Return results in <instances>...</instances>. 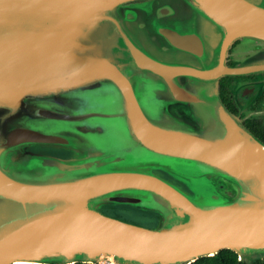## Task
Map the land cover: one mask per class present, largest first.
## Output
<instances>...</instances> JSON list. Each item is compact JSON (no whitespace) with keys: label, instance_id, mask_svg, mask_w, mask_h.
<instances>
[{"label":"water","instance_id":"water-1","mask_svg":"<svg viewBox=\"0 0 264 264\" xmlns=\"http://www.w3.org/2000/svg\"><path fill=\"white\" fill-rule=\"evenodd\" d=\"M237 38L264 41L248 0H0V264L264 253V144L218 95L220 77L256 68L225 65ZM52 196L62 206L38 205ZM109 204L159 222L98 211Z\"/></svg>","mask_w":264,"mask_h":264},{"label":"flooded vegetation","instance_id":"flooded-vegetation-1","mask_svg":"<svg viewBox=\"0 0 264 264\" xmlns=\"http://www.w3.org/2000/svg\"><path fill=\"white\" fill-rule=\"evenodd\" d=\"M248 1L252 2L256 7H258V9L261 10L262 13H264V0H248ZM241 39H243V38L235 39L231 43L230 48H232L233 45L240 43ZM247 40H248V42H246V44H251V46H248L249 51L250 50H251V52L256 51V50L259 51V49H257V47H259L258 43H260V41H262L261 39H257V38L250 39V38H248ZM251 41H254L253 44L249 43ZM245 46H246L245 44L242 46V51H243V48ZM247 55H246V60H245V57L243 58L241 56V54L236 52L235 55L233 54V57H230L228 59L225 58V65H227L228 67L244 66V65L247 66L245 63H246L247 59L251 56L249 54H247ZM227 57H228V55H227ZM253 71L254 72L256 71L257 73L252 74L251 72H247L245 74L242 73V74L233 75V76L232 75H224V76L219 78V80H220L221 78L226 77V79L223 81V84H222L223 85V89H222L223 90V96H222L223 98L222 97L220 98V96H219L220 101L222 102V104L225 106V108L230 113L235 115L241 121V123L244 126H245L244 123L247 120L254 119V120H262L264 122V116L256 114V111H254V110L246 111L247 107H250V105L252 103L257 104V105L264 103L263 97L260 94V92H261L260 86L262 83H260L261 81L259 82V79L264 80V78H263L264 71L260 72L259 69H257V68L253 69ZM249 73H251V74H249ZM219 80H218V82H219ZM218 95H219V91H218ZM246 129H248V128H246ZM222 194H223V192H222ZM224 194L228 195L226 190L224 191Z\"/></svg>","mask_w":264,"mask_h":264},{"label":"rangeland","instance_id":"rangeland-1","mask_svg":"<svg viewBox=\"0 0 264 264\" xmlns=\"http://www.w3.org/2000/svg\"><path fill=\"white\" fill-rule=\"evenodd\" d=\"M247 39L248 38H245V39L243 38V39L240 40V43H237L236 45H233L232 48L229 47L230 48V49L228 48L229 51L227 50L228 57L226 56L225 58L228 59L230 57H233V54L235 55V53L238 52L239 54H241V56L243 58L245 57V60H246V55L249 54L251 56L247 59V61H246L245 64L247 66H254L257 69H259L260 72H263L264 71V41H260V43H258L259 44V47H257V49H259V51L256 50V51L251 52V50L249 51V49H248L249 48L248 46H251V44H246V42H248ZM250 39H253V38H250ZM253 42L254 41H251L249 43H252L253 44ZM244 44L246 46L243 48V51H242V46ZM251 73L253 74V73H257V72L256 71L255 72L253 71ZM251 73H249V74H251ZM263 78H264V76H263ZM259 82L262 83L261 86H260V88H261L260 94L262 95L263 102H264V80H260L259 79ZM248 110H254V111H256V114H259V115L264 116V103H262L260 105L259 104L257 105V104H253L252 103L250 105V107H247L246 111H248ZM68 152L69 151H66V154ZM37 167L39 168V170H41V168L38 165H37ZM171 175H173V174H171ZM173 176H175V175H173ZM179 179H180V181L185 186V188H184L185 189V192H187V194H189L188 196L191 197V198H195L194 196H198V197L204 198L210 192V189L205 184L188 182V180H185L184 178H179ZM232 190H233V187H232ZM217 192L219 194H222V192H224V188L217 189ZM231 196H229V197H231ZM223 197L228 198L227 195H223ZM38 201H39V202H37L38 205L41 208H44V209L45 208H50L52 210L56 206H62V203L61 202H56V200L54 199L53 196L52 197L39 198ZM109 205H111V204H109ZM113 205L120 206V207H118L116 209L117 211L119 210L118 212H121V210H123V209L130 210L131 207H132V206L121 205V204H117V205L116 204H113ZM103 206H106V205H103ZM100 208L103 209L102 206H99L98 207V211H100L101 213H103L100 210ZM112 209H114V208H112ZM141 210H142V213L135 214V213H131L130 212L131 214H127V216L125 214H121V217H123L126 221L128 220L130 222H134L136 224L143 225L144 227L146 226L147 228H149L151 226L152 227H156L157 224H158V222H159L158 221V215H157V213L155 215V213L154 214L153 213H148V212H150L149 210H144V209H141ZM107 212L110 213V214H112L113 215L112 217H114V215H119V213L116 212L115 210H108L107 209L106 213ZM51 213L52 212H43V211H36V210H34L33 212H30V216L31 217H34V218H38V217H40L42 215H49ZM147 216H149V217H147ZM96 262L97 263H101V264H114L112 258H110V257H101Z\"/></svg>","mask_w":264,"mask_h":264},{"label":"trees","instance_id":"trees-1","mask_svg":"<svg viewBox=\"0 0 264 264\" xmlns=\"http://www.w3.org/2000/svg\"><path fill=\"white\" fill-rule=\"evenodd\" d=\"M225 79H226V77L221 78L219 80V82H218V89H219L220 98L223 96V90H222L223 89V85L222 84H223V81ZM244 124H245L246 128H248V130H250V132L254 136H256L264 144V122L262 120H254V119H252V120L245 121ZM53 154L57 155V156H63V157L66 156V153L63 150H60V149L54 150ZM157 173L159 175H161L163 178H165L167 181H169V182L177 185L181 189L185 190L184 189L185 188L184 184L180 180H177L175 178V176H173L171 174H165L164 172H161V171H157ZM226 192L228 193L227 196H231L234 191L230 187ZM102 207H103V209L100 208V210L105 215H108V216L112 217L113 216L112 214H110L108 212L106 213L107 209L108 210H115L116 212H118L119 210L117 211L116 209L118 207H120V206H115V205L111 204V205H106V206H102ZM112 208H114V209H112ZM130 212L138 214V213H142V210L138 209V208H135V207H131L130 210L123 209V210H121V212H118L119 215H114V218L122 220V221H126L123 217H121V214H125L127 216V214H131ZM148 213H153V214L155 213V215H156V212H153V211H150ZM147 217H149V216H147ZM126 222H129V223H132V224H136V223L130 222L128 220ZM136 225L143 226V225H140V224H136ZM149 228H152V226L149 227ZM72 264H97V262L96 263H87V262L77 261V262H74ZM189 264H264V253H261V254H258V255H253L247 261L245 259H238L237 253L234 252L233 250L224 248V249L218 250L213 255L198 257L194 261L190 262Z\"/></svg>","mask_w":264,"mask_h":264},{"label":"crops","instance_id":"crops-1","mask_svg":"<svg viewBox=\"0 0 264 264\" xmlns=\"http://www.w3.org/2000/svg\"><path fill=\"white\" fill-rule=\"evenodd\" d=\"M42 148V149H41ZM30 150L31 151H33V152H36V153H42V154H47V155H52V156H57V155H54L53 154V151L54 150H57V149H52V148H49V147H39V146H33V147H30ZM61 150V149H60ZM64 151V150H63ZM65 153H66V151H64ZM71 156V152H68L67 154H66V156H57V157H61V158H68V157H70ZM157 171H161V170H154L153 171V173H155L156 175H158V176H160V177H162L161 175H159L158 173H157ZM162 172V171H161ZM163 178V177H162ZM165 179V178H164ZM175 185V184H174ZM232 188V185L231 184H227V185H225L224 186V191L226 190H228L229 188ZM185 191V190H184ZM223 195H225L224 194V192H223ZM229 197V196H228Z\"/></svg>","mask_w":264,"mask_h":264},{"label":"bare ground","instance_id":"bare-ground-1","mask_svg":"<svg viewBox=\"0 0 264 264\" xmlns=\"http://www.w3.org/2000/svg\"><path fill=\"white\" fill-rule=\"evenodd\" d=\"M107 257H109V256H107ZM17 263H19V262H17ZM20 263H22V262H20Z\"/></svg>","mask_w":264,"mask_h":264},{"label":"built area","instance_id":"built-area-1","mask_svg":"<svg viewBox=\"0 0 264 264\" xmlns=\"http://www.w3.org/2000/svg\"><path fill=\"white\" fill-rule=\"evenodd\" d=\"M97 264H101V263H97Z\"/></svg>","mask_w":264,"mask_h":264}]
</instances>
